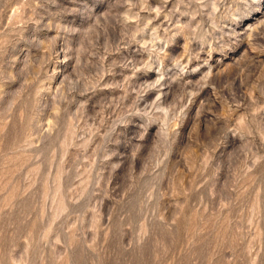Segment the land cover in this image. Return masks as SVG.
Masks as SVG:
<instances>
[{"label": "rangeland", "instance_id": "obj_1", "mask_svg": "<svg viewBox=\"0 0 264 264\" xmlns=\"http://www.w3.org/2000/svg\"><path fill=\"white\" fill-rule=\"evenodd\" d=\"M0 264H264V0H0Z\"/></svg>", "mask_w": 264, "mask_h": 264}]
</instances>
